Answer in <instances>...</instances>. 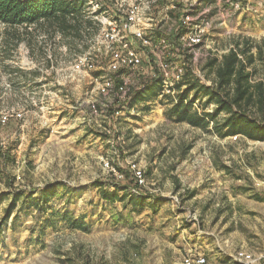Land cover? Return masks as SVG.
<instances>
[{
  "label": "rangeland",
  "instance_id": "1",
  "mask_svg": "<svg viewBox=\"0 0 264 264\" xmlns=\"http://www.w3.org/2000/svg\"><path fill=\"white\" fill-rule=\"evenodd\" d=\"M105 1L115 7L134 0ZM84 5L83 20L91 23L81 37L46 25L10 29L0 23V117L7 118L0 123V264H180L194 252L207 261L212 252L227 256L244 247L260 252L264 140L223 138L212 128L169 119L167 104L182 90L162 96L161 80L156 90L148 83L145 101L118 110L122 103L115 90L102 89L104 77L115 74L100 47L103 25L90 12L92 5ZM188 7L195 15L207 8L203 16L214 19L189 50L192 59L183 61L185 72L206 85L215 75L206 66L210 57L221 58L239 37L264 38V0H162L146 11L147 32L155 38L156 28L171 37ZM14 32L21 37L18 44ZM159 45L153 41L148 50L154 58L146 51L144 64L132 71L125 96L157 77ZM90 51L97 55L96 66L71 75L70 62ZM258 67L264 79V66ZM198 96V111L216 107L214 102L205 107L206 97ZM132 163L145 173L140 190L165 198L159 210L147 205L133 211L128 200L101 197L97 182L112 189L114 183L126 184L128 168L134 176ZM57 183L58 194L43 207L28 205L29 193L39 196L41 188ZM65 212L86 226L71 227Z\"/></svg>",
  "mask_w": 264,
  "mask_h": 264
},
{
  "label": "trees",
  "instance_id": "2",
  "mask_svg": "<svg viewBox=\"0 0 264 264\" xmlns=\"http://www.w3.org/2000/svg\"><path fill=\"white\" fill-rule=\"evenodd\" d=\"M84 3V0H0V23L10 29L23 27V25L27 29L34 25H46L54 31L59 30L63 36L81 37L82 29H89L87 25L91 23L90 20H83ZM183 31L182 22L171 37L155 28L156 36H165L171 39H169L170 49L167 50L168 53L163 51L164 49L160 53L163 54L162 60L172 66L174 62L183 63L185 59H192V53L183 46L179 39V34ZM12 37L15 44H18L21 37L16 32L12 33ZM160 48L162 47L160 46ZM148 49L150 50V48ZM148 54L154 58L150 51ZM259 63L264 66V38L254 40L250 37L243 39L239 37V39L234 40L232 46L222 54L221 58L212 56L206 62V66L215 74L211 84L202 83L189 69L185 72L183 78L174 85L175 89L178 88L182 92L171 101L172 103L167 104L166 117L178 122H187L204 130L212 128L216 134L223 138L242 134L252 140H264V79L258 76ZM156 69H158L157 77L141 83L136 92L130 91V94L124 99L120 97L121 87L125 78H130L133 70L130 67H124L113 75L116 101L122 103V105L115 103L120 106L118 110L131 107L134 105L133 102L139 104L145 101L146 91L151 90L146 89L149 84H152V89L156 90L160 80L162 83L163 76V69L160 64ZM184 85H186L185 88ZM191 93L192 98H189ZM199 93L206 97L205 107L212 102L216 103V107L212 111L200 112L194 108L195 100L199 99ZM117 106L116 108H118ZM111 112L113 114L116 111ZM222 112H226V116L224 119H219L218 116ZM114 116L112 115V117ZM128 170L129 175L126 178V184L114 183L112 185L114 189L103 181L97 182V185L101 187L103 199L109 202H126L128 200L133 211L143 209L147 205L155 208L158 203L165 200V198L142 192L141 186L138 185L135 177H132ZM58 185L57 183L41 188L39 196L29 193L28 205L43 207L58 194ZM23 194L24 192L20 191L14 197L12 207L7 210L4 219L11 216L15 201ZM151 197L154 198L151 200ZM1 199L3 197L0 195ZM63 218L71 227L84 228L86 226V221L82 218L75 219L68 212L63 214ZM259 264H264V261Z\"/></svg>",
  "mask_w": 264,
  "mask_h": 264
},
{
  "label": "built area",
  "instance_id": "3",
  "mask_svg": "<svg viewBox=\"0 0 264 264\" xmlns=\"http://www.w3.org/2000/svg\"><path fill=\"white\" fill-rule=\"evenodd\" d=\"M92 5L91 13L97 21L102 23V28L99 31V38L101 46L104 47V53L109 54L110 60L108 68L111 72L116 73L124 67H130L132 70L144 64L146 51L152 47L153 41L159 40V44L166 53L170 49L169 40L165 36H152L147 32L145 25L146 11L154 9L156 4L162 0H134L132 3H116L115 7H111L108 2L103 0H84ZM239 6V3L236 5ZM192 7L185 9L183 13L182 25L184 31L179 34L183 46L188 50L199 45L205 34L211 29L214 24V19L208 16H203L207 12V8L200 14L195 15ZM155 40H154V39ZM134 42H139V47H136ZM96 56L92 52H84L79 54L72 62H70L69 69L71 75L85 70L93 69L96 66ZM161 57V56H160ZM159 57V58H160ZM159 64L163 69L162 76V92L161 95L172 93L175 90V83L180 81L185 74V63L174 62L173 66L160 58ZM129 77L125 78L124 84L121 87L120 97H124L128 92ZM103 92L114 91L113 75L108 74L104 77ZM195 104V103H194ZM97 111V109H95ZM7 118L0 117V123L7 124ZM107 128V127H106ZM235 138L238 135L234 136ZM105 165L114 170L109 162ZM134 177L140 186H143L146 181L145 173L136 163L130 165ZM123 177V175H120ZM236 264H259L264 261V246L260 252L249 251L246 249H238L234 254ZM206 256L194 252L192 255L184 257L180 264H205Z\"/></svg>",
  "mask_w": 264,
  "mask_h": 264
},
{
  "label": "crops",
  "instance_id": "4",
  "mask_svg": "<svg viewBox=\"0 0 264 264\" xmlns=\"http://www.w3.org/2000/svg\"><path fill=\"white\" fill-rule=\"evenodd\" d=\"M262 199V198H261ZM162 203V201L160 203H158V210H159V206ZM240 249H246L249 251H254L252 249H248V248H240ZM238 250V249H237ZM236 252V250H235ZM235 252H231L229 253L227 256L219 254L218 252H212L211 255L208 257V261L205 264H236L235 260H234V254ZM256 252V251H254Z\"/></svg>",
  "mask_w": 264,
  "mask_h": 264
}]
</instances>
